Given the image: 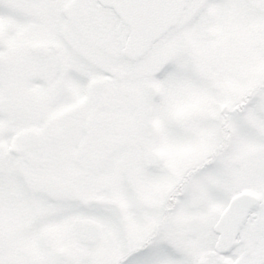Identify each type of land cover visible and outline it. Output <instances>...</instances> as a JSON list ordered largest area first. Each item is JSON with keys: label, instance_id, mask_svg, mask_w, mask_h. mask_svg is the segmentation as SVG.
<instances>
[{"label": "snow or ice", "instance_id": "1", "mask_svg": "<svg viewBox=\"0 0 264 264\" xmlns=\"http://www.w3.org/2000/svg\"><path fill=\"white\" fill-rule=\"evenodd\" d=\"M0 264H264V0H0Z\"/></svg>", "mask_w": 264, "mask_h": 264}]
</instances>
